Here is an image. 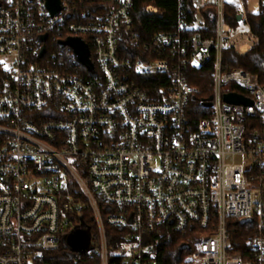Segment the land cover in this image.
Instances as JSON below:
<instances>
[{
  "label": "built area",
  "instance_id": "1",
  "mask_svg": "<svg viewBox=\"0 0 264 264\" xmlns=\"http://www.w3.org/2000/svg\"><path fill=\"white\" fill-rule=\"evenodd\" d=\"M92 1L60 0L51 14L44 0H0V264H46L59 250L156 264L166 231L196 238L183 264H264V85L244 67L264 0H177L173 30L148 42L131 29L135 0ZM69 38L91 71L59 47ZM190 67L209 70L208 99L195 100ZM77 230L85 252L67 245Z\"/></svg>",
  "mask_w": 264,
  "mask_h": 264
},
{
  "label": "trees",
  "instance_id": "2",
  "mask_svg": "<svg viewBox=\"0 0 264 264\" xmlns=\"http://www.w3.org/2000/svg\"><path fill=\"white\" fill-rule=\"evenodd\" d=\"M94 2L88 0L87 4L89 7ZM154 5L161 11L162 14H148L145 12V7L147 5ZM192 1L189 0V9L191 10ZM237 11L235 6H226L224 10V17L227 22L233 18V15ZM177 15V0H135L134 7L132 10V26L133 32L137 33L141 42H148L150 38L161 32H170L173 30L176 24ZM264 4H262L261 12L258 16H249L248 22L251 27V31L259 37L260 43L257 48L249 52L244 57V67L251 74H257L260 77V84L264 85ZM127 55V54H126ZM227 55H232L231 52L224 53V60H226ZM188 83L189 85L196 87L198 89L197 95H195V100L208 99L209 98V87L211 86V79L209 70L207 69H197L194 67L189 68L188 73ZM196 117H204L203 114L199 112ZM84 202L82 197L79 199ZM106 206L100 204L101 211L106 210ZM82 227L88 231L89 234L95 232V224L92 220V214L89 209L84 210L82 216ZM245 228H239L238 233L241 237L240 245L244 243V230ZM108 245L111 248L114 244L113 235L117 233L116 229L106 227ZM156 239L155 243V254H156V264H183V259L186 252H180V247L184 244H190L192 241H196V238L192 237L189 233L175 234L170 231L160 233L154 237ZM193 238V239H192ZM62 247H66L65 242L62 243ZM63 249V248H62ZM61 250L58 252H51L47 255L50 260L46 264H100L99 259L96 257L90 258L84 255L80 261H68L61 259L59 256Z\"/></svg>",
  "mask_w": 264,
  "mask_h": 264
},
{
  "label": "water",
  "instance_id": "3",
  "mask_svg": "<svg viewBox=\"0 0 264 264\" xmlns=\"http://www.w3.org/2000/svg\"><path fill=\"white\" fill-rule=\"evenodd\" d=\"M46 8L51 14L56 13L60 9V0H44ZM45 36L42 37V40H45ZM69 46L72 48L77 60L79 63L87 67L90 71L92 70V64L89 59V50L87 46L78 38H69L65 42H60L59 47ZM43 53V49L41 51V55ZM224 101L230 104H243L248 105L251 104V101L243 98L242 96H238L236 94H228L224 96ZM205 106H209L205 104ZM249 223L250 221H242L239 223L240 226H243L245 223ZM89 244V235L87 232L82 230H77L73 232L67 238V245L76 252H85L88 248ZM188 245H182L180 247V252L187 250Z\"/></svg>",
  "mask_w": 264,
  "mask_h": 264
},
{
  "label": "rangeland",
  "instance_id": "4",
  "mask_svg": "<svg viewBox=\"0 0 264 264\" xmlns=\"http://www.w3.org/2000/svg\"><path fill=\"white\" fill-rule=\"evenodd\" d=\"M212 2L215 1V0H211ZM225 2H228V1H231V0H224Z\"/></svg>",
  "mask_w": 264,
  "mask_h": 264
}]
</instances>
